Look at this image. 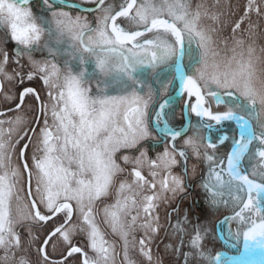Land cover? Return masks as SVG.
Instances as JSON below:
<instances>
[{
    "label": "snow or ice",
    "instance_id": "6c2138e0",
    "mask_svg": "<svg viewBox=\"0 0 264 264\" xmlns=\"http://www.w3.org/2000/svg\"><path fill=\"white\" fill-rule=\"evenodd\" d=\"M85 2L94 5L87 9L94 26L74 11L80 10L76 0H39L38 6L0 0V30L16 45L10 54L0 42V94L13 98L5 81L37 77L47 90L46 101L34 88L21 92L16 111L28 95L38 105L23 134L22 116L0 118V264H38L18 229L61 215L36 249L43 264H67L74 254L81 264H161L150 247L160 231L155 209L167 193L186 191L190 155L207 165L201 187L209 204L231 206L232 215L219 222L237 225L233 231L229 224L225 243L243 238L245 250L264 249V44L258 43L264 34L251 22L252 13L264 18V0H247L230 38L220 35L219 0H121L118 10L107 0ZM10 62L21 71L9 73ZM153 74L165 93L178 82L176 95L161 102L149 83ZM178 97H186L187 111L186 123L176 128L170 121ZM148 142L163 151L150 157ZM181 163L185 176L173 171ZM127 165L131 181L120 178ZM109 232L119 238V252ZM77 233L87 238L91 255L72 244ZM172 234L183 264H227L222 252L204 245L205 226L189 233L178 219ZM184 236L187 252L181 251ZM57 241L69 247L53 260L47 248Z\"/></svg>",
    "mask_w": 264,
    "mask_h": 264
},
{
    "label": "trees",
    "instance_id": "16d2710c",
    "mask_svg": "<svg viewBox=\"0 0 264 264\" xmlns=\"http://www.w3.org/2000/svg\"><path fill=\"white\" fill-rule=\"evenodd\" d=\"M35 2H38V0H35ZM199 0H193V3H198ZM247 0H219L218 5H216L215 10L221 13V27L222 31L220 35L224 38H230L232 35V28L234 27V24L240 20L242 16H244L245 13V5ZM209 3H212V0H209ZM262 10H264V6H262ZM251 22L253 24L258 25V32L261 34H264V18L258 17L255 13L251 14ZM249 21L245 20V22L241 25V30H244L247 28ZM239 34V33H238ZM0 42H3L5 45V48L7 51H9L10 54L14 52V48L16 47L15 42L11 41L7 38L5 32L3 30H0ZM258 43L264 44V39H258ZM37 54V53H36ZM40 54V53H38ZM25 59L21 60V64H25ZM9 73H16L20 72V67L15 63H9L6 69ZM27 65L24 67L23 72L26 73L28 71ZM159 70V69H158ZM149 80H151V76L149 77ZM34 86L38 92L41 95V100L45 101L44 93H42V89H45V86L43 82L37 77L32 80L24 79L23 83H20L17 80L14 81H5V92H12L16 93V102H12L14 97L12 99H2V94H0V109L11 107L15 105L18 102V93L20 89L24 86ZM42 86L44 88H42ZM153 89H155L154 86H152ZM46 90V89H45ZM168 93V92H167ZM170 93V92H169ZM165 94V93H164ZM164 94H160V97L162 98ZM32 97L31 104L32 109L31 110V120L28 128L31 127L32 121L34 120L36 116V109H37V101L34 96L28 95ZM27 96V97H28ZM186 98V97H185ZM183 101L180 98H177V102L175 103L176 106H181L184 104ZM26 102V100H25ZM23 103V106H21V109L27 108V102ZM19 109V110H21ZM187 110L183 108H179L178 116L180 119V122H185V115L183 114ZM16 112L14 109L13 111H8L7 115L5 117H0L7 119L9 117H13V114ZM194 115H193V121H194ZM191 134L190 132L188 133ZM26 139V137H25ZM25 139L21 140L20 143L16 146L17 148V155L19 154V150ZM182 139L177 138L176 145L177 148H180L182 146ZM31 147V148H30ZM220 148H222L223 152L220 153ZM218 149V154L223 155L228 152V148L226 149V146H220ZM224 148V149H223ZM32 146L29 145V149L25 153V158L30 157ZM188 166V173L185 176L184 173V165L181 163L178 165L181 173L183 176H185V185H186V191L183 193H178L174 196L173 199H165L161 204L158 205V207L155 209V214L159 216V224H160V231L157 234H154L152 243L150 245L152 249L153 257H159L161 264H183V261L180 257V254L175 252L174 249L179 245V239L177 236L172 234V225L176 223V221L179 219L182 224L185 225L186 230L190 233L192 232V229L198 225H203L208 229V236L205 237L203 243L204 245L214 253L225 250L230 253H237L240 250V247L243 243V238L239 242H234L229 240L227 243H225L227 231L229 228V224L231 226V230L235 231L236 229V222L230 221L229 223L224 224L223 226L220 225V221H223L225 217L232 215L231 206H219V207H212L209 204V196L205 192V190L201 187V184L203 180L206 178L207 173V165L203 160H198L194 156L189 157V160L187 162ZM195 167V171L193 172L192 169ZM191 186V187H190ZM111 197H109L106 202H111ZM41 211L45 214L46 211L41 208ZM185 217H187V220L185 221ZM62 222V215L55 217L53 220L48 221L47 223H34L27 226V228L18 229V231H21L22 238L29 241L31 245V253L32 258L36 261H38V264H43V261L40 258V253L36 251V249L40 248L43 239L45 236L51 231V229L58 223ZM30 230V233H29ZM143 235L142 232L136 233V238L139 239ZM107 239L114 240L117 242V252L120 251L118 238L114 235H112L110 232L107 235ZM185 244L184 247L181 249L183 252H187L189 250L188 247V237H183ZM232 243H236V247H231ZM72 244L73 245H79L80 247L84 248L85 251L89 252V255H91L90 249H88V240L82 233H77L72 237ZM68 245L64 243L63 241H57L55 249H53L51 246L47 248V251L49 253V256L52 258L60 257L65 254V251L68 249ZM263 252L264 249L258 248V252ZM135 255V253H133ZM254 257L255 252L250 251L246 256L243 258H230L228 259V262L231 264H255L254 263ZM67 264H81V256L80 254H74L72 257H70L67 261ZM259 264H264V257L262 256L259 259Z\"/></svg>",
    "mask_w": 264,
    "mask_h": 264
},
{
    "label": "rangeland",
    "instance_id": "374dc122",
    "mask_svg": "<svg viewBox=\"0 0 264 264\" xmlns=\"http://www.w3.org/2000/svg\"><path fill=\"white\" fill-rule=\"evenodd\" d=\"M39 1V0H38ZM77 1V0H76ZM78 2H81V3H83V4H86V5H91V3H87V2H85V0H78ZM107 2L108 3H111V4H114V5H116L117 6V9H118V6H119V4L121 3V0H107ZM36 5L38 6L39 5V3L38 2H36ZM34 11H35V8H34ZM74 11H78V14H80V15H85V16H87V18H88V20H89V22H92L93 23V26H94V14L93 13H91L90 14V12H83V11H79V10H74ZM121 22H123V23H126V22H124V21H121ZM15 49V48H14ZM35 58L36 59H40L41 58V56H40V54H35ZM26 61V60H25ZM26 64V63H25ZM27 65V64H26ZM25 65V66H26ZM157 71H159V70H157ZM157 81V77L153 74V75H151V80H149V83H151L152 84V86H154L155 87V89H154V91H158L160 94H164L165 92H164V90H163V88H161V85H160V83H158V82H156ZM179 87V85H178V83L177 82H173V84L172 85H169L168 86V88H167V92L163 95V97L164 96H166V95H168V94H171V93H174V92H176V89ZM42 88H44L43 86H42ZM46 89V88H45ZM45 89H42V93H44L45 95H44V97H45V101L47 100V96H46V91L47 90H45ZM38 91V90H37ZM170 92V93H169ZM6 93H8L9 95H11L12 97H14V99H13V103L14 102H16L15 101V99H16V93H13L12 94V92H6ZM19 94V93H18ZM113 94H115V93H113ZM2 96V99L4 98L5 99V96H4V94H2L1 95ZM26 98L24 99V101L26 100V102H27V108H25V109H21V110H18V111H16L14 114H13V117L14 116H17V115H20V116H22L23 118H24V123L20 126V133L21 134H23V131L24 130H26L27 128H28V126H29V124H30V120H31V110L30 109H32V104H31V101H33L32 100V97L31 96H25ZM162 97V98H163ZM161 98V99H162ZM179 98V97H178ZM182 101H183V98H180ZM43 100V99H42ZM182 101H181V106H176V104H173V107L175 108V110H176V116L170 121V123L172 124V126L173 127H176V128H179V127H181V126H183L186 122H180V119H179V116H178V112H179V108L181 109L182 108ZM25 102V103H26ZM23 106V105H22ZM221 110H223V109H221ZM195 119V118H194ZM195 121V120H194ZM194 123V122H193ZM32 126V125H31ZM227 126V125H226ZM26 139H27V137H26ZM26 139H25V141H26ZM24 141V142H25ZM23 142V143H24ZM22 146V145H21ZM145 147H147L148 148V155L150 156V157H152V158H155V155H156V153H159V152H162L163 151V148H164V146L162 145V144H157V143H155V142H148V143H146L145 144ZM224 147V146H223ZM229 147H230V145L229 146H226V149L228 148V150H229ZM21 148V147H20ZM31 148V147H30ZM224 149V148H223ZM32 151V150H31ZM220 153H222L223 152V150H222V148H220V151H219ZM128 155H134L135 153H133V152H128L127 153ZM131 171V165H127L126 166V171H125V173L120 177L121 179H127V180H129V181H131L132 180V177L131 176H129L128 175V172H130ZM173 171H174V173L175 174H178V175H181V176H183V174L181 173L182 171H180V169H179V167H178V165L173 169ZM144 175L145 176H148V172H147V170L145 169L144 170ZM149 179H151V177L149 176L148 177ZM186 186V185H185ZM191 187V186H190ZM158 190V189H157ZM148 194H151V192H148ZM178 194V193H177ZM167 195V197H168V199H173L174 198V196L176 195H174L173 196V194L172 193H167L166 194ZM111 202L110 203H112L113 202V200L115 199V197H114V195L113 196H111ZM164 200H161L160 202H159V204H161L162 202H163ZM158 204V205H159ZM118 238V237H117ZM118 241H119V238H118ZM120 242V241H119ZM117 243V242H116ZM240 249H241V247H240ZM220 251H225V250H220ZM240 251V250H239ZM219 252V251H218ZM227 253H230V252H228V251H226ZM232 254H234V253H232ZM264 257V253L263 252H258V257H259V259L261 258V257ZM61 257V256H60ZM55 258H57V257H55ZM223 258L224 259H230V258H233V257H230V256H228V255H226V254H223ZM228 259H227V264H231L230 262H228ZM238 259V258H237Z\"/></svg>",
    "mask_w": 264,
    "mask_h": 264
},
{
    "label": "water",
    "instance_id": "95a60500",
    "mask_svg": "<svg viewBox=\"0 0 264 264\" xmlns=\"http://www.w3.org/2000/svg\"><path fill=\"white\" fill-rule=\"evenodd\" d=\"M77 4H79L80 5V11H85V12H88L87 11V9H90V8H93L94 7V5H83V4H80V3H78V2H76ZM178 83V82H177ZM178 85H179V83H178ZM28 87H31V88H34V89H36L35 87H33V86H25V87H23L22 89H21V91H20V93H19V96H20V94H21V92L23 91V89L24 88H28ZM37 91V90H36ZM38 92V91H37ZM176 95V92H174V93H171V94H168V95H166V96H164L162 99H161V102H162V100L164 99V98H167L168 96H175ZM194 102V101H193ZM18 103H19V101H18ZM17 103V104H18ZM15 106L16 105H14V106H11V107H7V108H4V109H0V112H8L7 110L8 109H15ZM38 106V105H37ZM32 127V126H31ZM28 142V140L26 139V141L23 143V145L25 144V143H27ZM23 145L21 146V148L23 147ZM20 148V149H21ZM48 235V234H47ZM46 235V236H47ZM46 236H45V238H46ZM44 238V239H45ZM43 239V240H44ZM43 242V241H42ZM75 246H79V245H75ZM80 247V246H79ZM67 251V250H66ZM219 252H222L223 254H226V255H228V256H230V257H233V258H242L244 255H246V253L248 252V250H245L244 248H242V250L239 252V253H235V254H232V253H227L226 251H219ZM64 255H66V252H65V254ZM62 257V256H61ZM61 257H57V258H52L53 260H60L61 259Z\"/></svg>",
    "mask_w": 264,
    "mask_h": 264
},
{
    "label": "bare ground",
    "instance_id": "6f19581e",
    "mask_svg": "<svg viewBox=\"0 0 264 264\" xmlns=\"http://www.w3.org/2000/svg\"><path fill=\"white\" fill-rule=\"evenodd\" d=\"M77 1H78V0H77ZM80 3H81V2H80ZM79 11H80V10H79ZM80 12H81V11H80ZM83 12H84V11H83ZM81 13H82V12H81ZM84 13H85V12H84ZM90 14H91V13H90ZM85 15H86V14H85ZM37 54H38V53H37ZM40 56H41V55H40ZM36 90H37V89H36ZM40 96H41V95H40ZM25 98H26V97H25ZM25 98H24V99H25ZM24 102H25V101H24ZM31 125H32V124H31Z\"/></svg>",
    "mask_w": 264,
    "mask_h": 264
}]
</instances>
